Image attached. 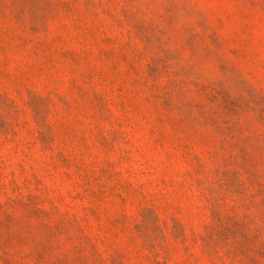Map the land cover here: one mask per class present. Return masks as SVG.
I'll return each instance as SVG.
<instances>
[{
    "label": "rangeland",
    "instance_id": "1",
    "mask_svg": "<svg viewBox=\"0 0 264 264\" xmlns=\"http://www.w3.org/2000/svg\"><path fill=\"white\" fill-rule=\"evenodd\" d=\"M0 264H264V0H0Z\"/></svg>",
    "mask_w": 264,
    "mask_h": 264
}]
</instances>
